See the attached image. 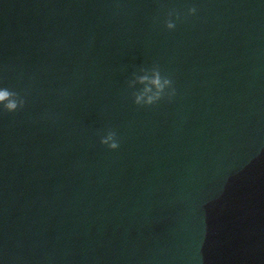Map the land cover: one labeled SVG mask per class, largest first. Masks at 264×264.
<instances>
[{
    "label": "water",
    "instance_id": "95a60500",
    "mask_svg": "<svg viewBox=\"0 0 264 264\" xmlns=\"http://www.w3.org/2000/svg\"><path fill=\"white\" fill-rule=\"evenodd\" d=\"M5 88L0 264H264V0H0Z\"/></svg>",
    "mask_w": 264,
    "mask_h": 264
},
{
    "label": "clouds",
    "instance_id": "9594fccd",
    "mask_svg": "<svg viewBox=\"0 0 264 264\" xmlns=\"http://www.w3.org/2000/svg\"><path fill=\"white\" fill-rule=\"evenodd\" d=\"M195 11V8L189 9V15H192L195 13ZM166 27L167 29L171 30L174 28V24L169 22L166 24ZM153 83L159 86V92L154 97H149V99L144 104L145 106H151L161 99L162 95L160 93L163 92L164 85L170 84V80L165 79L164 85H161L159 75H157V78L153 81ZM171 95H174V92L169 93V96ZM0 102H2L0 105H3L4 111L8 113L16 111L18 107L22 108L24 104L22 98L18 97L15 92H12L7 88L0 90ZM135 103L140 105L139 97H137ZM100 143L101 145H107L109 150H115L118 148V143L115 140L114 132H109L103 139H101Z\"/></svg>",
    "mask_w": 264,
    "mask_h": 264
}]
</instances>
